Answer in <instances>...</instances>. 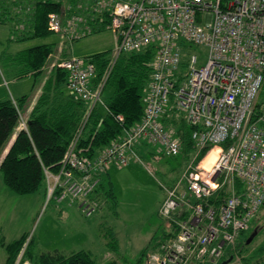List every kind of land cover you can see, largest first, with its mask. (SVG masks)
<instances>
[{"label":"built area","instance_id":"2783aa9c","mask_svg":"<svg viewBox=\"0 0 264 264\" xmlns=\"http://www.w3.org/2000/svg\"><path fill=\"white\" fill-rule=\"evenodd\" d=\"M104 13L115 44L102 77L93 82L95 65L88 57L72 55L57 65L67 71L68 92L86 101L89 113L95 105L105 107L101 93L117 57L153 45L143 112L93 157L76 149L78 131L59 171L44 169L47 199L56 194L57 201L79 200L82 213L90 215L98 207L90 193L111 164L139 161L137 148L145 144L156 154L181 152L175 128L163 119L182 116L196 150L181 176L162 185L159 214L175 223L173 236L148 249L144 264H221L237 258L231 251L237 236L264 203V0H87L82 15L74 12L63 20L49 13L48 28L73 40L91 32L87 17L102 22ZM191 44L206 48L204 62L188 51ZM18 125L25 127L22 117ZM208 145V151H218L206 170L195 159ZM21 253L15 264H29L19 262Z\"/></svg>","mask_w":264,"mask_h":264},{"label":"trees","instance_id":"16d2710c","mask_svg":"<svg viewBox=\"0 0 264 264\" xmlns=\"http://www.w3.org/2000/svg\"><path fill=\"white\" fill-rule=\"evenodd\" d=\"M11 3L15 10L11 9ZM21 3L25 5L26 10L20 11V7H24ZM64 5L63 0H0V23L12 20L14 32L8 38L9 40L16 38V40L22 41L27 38L45 37L54 33L48 28V14L55 12L62 18L66 10ZM66 13L65 15L68 16L73 14L72 7L68 8ZM102 17V22L97 21L98 18H95L94 21L86 18V22L93 25L91 32L107 27V13L102 14ZM64 18L65 16L62 19ZM18 22H22L24 26L22 28L15 27ZM55 49V42H45L14 53L4 52L1 56H5L7 65L8 63L9 65H20V69L14 75L19 78L27 74L44 73L45 66L49 63ZM153 52V45H149L139 51L121 53L106 81V84L109 83L113 87L112 94L104 100L105 107L95 105L89 113H87L88 104L86 101L75 98L66 89L67 71L57 65L60 60L51 65L41 93L25 120L26 128H19L15 133L20 111L28 103L29 95L22 94L15 98L8 96L1 99L0 155L15 133L6 153L0 159V173L6 187L13 193L23 195L36 192L41 186H44L46 195L44 169L52 173L59 171L60 161L78 131L79 134L75 142L76 149H81L82 155L86 157H93L103 147L120 136L123 128H128L139 120L143 112L141 96L149 78V63ZM110 53L111 50L97 52L88 57L95 65L96 77L93 82L102 77ZM261 96H264V88ZM117 115L122 116L121 121L116 119ZM163 121L166 125L175 128L181 144L179 157L183 162L188 160L196 150L190 137L191 126L182 116L179 119L171 116L164 118ZM210 148L211 146L208 145L200 149L195 161L200 160ZM152 155L155 156L153 151ZM108 172L107 168L99 175L98 183L90 193L91 199L100 202L105 199L113 200L112 182ZM74 174L78 173L74 172ZM218 194L221 196L222 191L217 190L215 195ZM190 198L193 197L190 195ZM210 200H213L212 197ZM261 208L264 209V203ZM260 212L251 219L249 227L238 234L235 250L231 251L239 252L242 255L243 251L245 252L248 245L255 239L254 237L258 235L259 231H256L257 216L261 214ZM174 224L172 221L169 224L165 220L160 234L152 236L150 245L142 248L141 256L133 264H144L148 247L155 248L159 243L172 237L171 228H174ZM108 231L110 239L106 244L111 249H115L117 239L109 227ZM249 237L250 239L247 241ZM27 238L21 260H28L29 264H99L95 255L87 249H78L68 253L58 249L38 251L34 239L27 233H22L9 242L2 241L0 243L5 251L2 264L14 263ZM241 258L243 264H264V241L258 243L249 256L244 255ZM232 260L233 258L230 259V261ZM105 264L120 263L116 259H110Z\"/></svg>","mask_w":264,"mask_h":264},{"label":"rangeland","instance_id":"374dc122","mask_svg":"<svg viewBox=\"0 0 264 264\" xmlns=\"http://www.w3.org/2000/svg\"><path fill=\"white\" fill-rule=\"evenodd\" d=\"M63 1L66 8L63 17L66 18L65 13L70 7L77 13L76 15H82L87 0ZM10 6L12 10H15L12 3ZM18 26L22 28L24 25L18 22L15 27ZM13 32L12 20L0 23V49L4 48L3 53H13L40 43L55 42V52L58 53H55L54 60L51 57L45 71L51 67L52 62L58 59L62 50L64 55L87 59L93 53L113 49L115 44L114 34L108 28L90 32L73 40H69L66 36L59 38L58 33H50L45 37L27 38L22 41H15L16 38L9 40ZM188 51L198 55V63L204 62L206 55L204 46L191 44ZM6 63L5 56H0V68L7 79H12L20 69V65H9V63L7 65ZM0 78L2 79L1 75ZM10 79L7 84L3 83L0 86V93L3 91L10 97L26 93L32 81L31 79L19 80L18 77H14L15 81ZM112 91L113 87L109 83L106 84L101 93L102 99L106 100ZM98 106L102 107V104ZM140 148H137L140 155L139 161L130 160L124 165L111 164L108 167L114 198L112 201L110 199L97 201L98 207L90 215H85L77 207L79 200L69 201L68 198L60 200L63 204V210L60 212V209L54 205L56 204L54 200L57 199L56 194L48 201L46 195L40 200L41 196L39 197L37 191L23 195L13 193L6 187L0 176V243L9 242L24 231L29 237L32 236L38 251L59 249L68 253L85 248L95 255L99 264H105L110 259H116L120 264H133L141 256L142 248L149 246L152 236H158L165 225L164 218L159 214V207L165 195L163 186L171 185L181 176L183 169L194 154L192 153L191 157L183 162L179 154L173 156L155 153V156H151L153 150L151 144L142 146L141 149L146 154L140 151ZM201 160V167L206 170L211 168L212 165L207 168L204 165L205 160L203 159V163ZM260 211L261 214L257 216L258 235L254 237L255 239L242 255L237 252L238 257L234 258L235 260L233 259L230 264H243L241 257L249 256L252 249L264 241V209L261 208ZM98 224L101 226L99 227ZM108 227L117 239L115 249H111L106 244L110 239ZM27 240L28 238L18 255L20 252L23 253ZM4 257L5 251L0 244V264L3 263ZM23 261L28 260H21L20 256L19 262Z\"/></svg>","mask_w":264,"mask_h":264},{"label":"crops","instance_id":"0c3cea01","mask_svg":"<svg viewBox=\"0 0 264 264\" xmlns=\"http://www.w3.org/2000/svg\"><path fill=\"white\" fill-rule=\"evenodd\" d=\"M23 10H26L25 9V5H24V7L23 8H20V11H23ZM19 11V10H18ZM20 24V23H19ZM58 36H59V38H60V35L58 34ZM14 41V40H13ZM15 41H18V40H15ZM59 41H61V40H59ZM3 50H4V48L2 47L1 49H0V56H1V54L3 53ZM16 52V51H15ZM14 53V52H13ZM55 53H58V52H54L53 54H52V56L51 57H53V60L55 59ZM70 56H72V55H64V52H63V50H62V52L60 53V56L58 57V59H56L55 61H57V60H62V59H65V58H67V57H70ZM79 57V56H78ZM89 57V56H88ZM54 61V62H55ZM54 62H52V64L54 63ZM47 66V65H46ZM45 66V67H46ZM51 68V67H50ZM50 68L47 70V71H45L44 73H41V74H39V75H34V74H27V75H25V76H22V77H19V80H25V79H31L32 81H31V84H30V86H29V89H28V91L26 92V93H24V94H28L29 95V100H28V103L25 105V107L20 111V114H19V118L20 117H22V119L25 121L26 120V118H27V115L29 114V112H30V110H31V108H32V106L34 105V103H35V101H36V99H37V97L39 96V94L41 93V90H42V87H43V83H44V80L46 79V76H47V73L49 72V70H50ZM46 69V68H45ZM0 75H1V77H2V79L4 80H2L1 78H0V86H2V84L4 83V84H7L8 83V80L10 79H7L6 77H5V75H4V73L2 72V69L0 68ZM10 80H13V81H15L14 80V77H12V79H10ZM12 81V82H13ZM66 89H67V87H66ZM9 95L7 94V93H5V92H1L0 93V100L1 99H4V98H6V97H8ZM18 97V96H17ZM13 98H15L14 96H13ZM18 123H19V120H18ZM19 128H26V121H25V127H19V125L17 124V126H16V128H15V133L17 132V130L19 129ZM15 133L12 135V137L10 138V140H9V142H8V144H7V146L5 147V149L2 151V154L0 155V159L3 157V155L6 153V151H7V149H8V147H9V145L11 144V142H12V140H13V138L15 137ZM142 148V147H141ZM140 148V151H144L143 149H141ZM213 149V148H212ZM217 149V148H216ZM218 151V150H217ZM209 152V151H208ZM144 154H146V152L144 151L143 152ZM208 154V153H207ZM206 154V155H207ZM205 155V156H206ZM217 156V155H216ZM203 159H204V157H203ZM203 159L201 160V162L203 161ZM109 173V172H108ZM0 176H1V173H0ZM109 176H110V173H109ZM111 178V177H110ZM45 186H46V179H45ZM40 190V191H39ZM12 193V192H11ZM34 193V192H33ZM13 194V193H12ZM37 194L39 195V197L41 196V198H40V200H42L43 199V197H44V195H45V190H44V186H41L40 187V189H38L37 190ZM54 200V199H53ZM55 201V203L56 204H54V205H56V207H58L59 209H60V212H62V205L63 204H61V201H56V200H54ZM103 201V200H102ZM77 207H79L80 208V205H79V203L77 202ZM65 212V211H64ZM65 214H66V212H65ZM99 224H101V223H99ZM98 224V226L100 227L101 225H99ZM22 233H25L24 231L22 232ZM22 233H20V235L22 234ZM19 235V236H20ZM18 236V237H19ZM80 249H85V248H80ZM59 250V249H58ZM78 250V249H77ZM87 250H89V249H87ZM62 251V250H61Z\"/></svg>","mask_w":264,"mask_h":264},{"label":"bare ground","instance_id":"6f19581e","mask_svg":"<svg viewBox=\"0 0 264 264\" xmlns=\"http://www.w3.org/2000/svg\"><path fill=\"white\" fill-rule=\"evenodd\" d=\"M217 150H218V149H216V148L211 149V150L208 152V154L204 157V160H205L204 165H205L207 168H209V166L212 165V163L215 161V159H216V155H217ZM209 160H211V163H210V164L207 163ZM202 163H203V161H202Z\"/></svg>","mask_w":264,"mask_h":264},{"label":"water","instance_id":"95a60500","mask_svg":"<svg viewBox=\"0 0 264 264\" xmlns=\"http://www.w3.org/2000/svg\"><path fill=\"white\" fill-rule=\"evenodd\" d=\"M249 239H250V237L247 239V241H249ZM230 259H231V256H229L228 258L224 259L221 264L228 263L230 261Z\"/></svg>","mask_w":264,"mask_h":264},{"label":"clouds","instance_id":"9594fccd","mask_svg":"<svg viewBox=\"0 0 264 264\" xmlns=\"http://www.w3.org/2000/svg\"><path fill=\"white\" fill-rule=\"evenodd\" d=\"M207 163L210 164L211 163V160H209Z\"/></svg>","mask_w":264,"mask_h":264}]
</instances>
